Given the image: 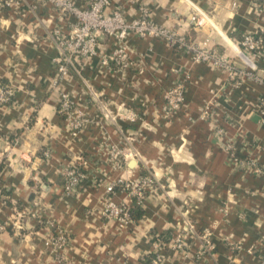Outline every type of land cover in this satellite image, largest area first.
<instances>
[{"label":"crops","instance_id":"0c3cea01","mask_svg":"<svg viewBox=\"0 0 264 264\" xmlns=\"http://www.w3.org/2000/svg\"><path fill=\"white\" fill-rule=\"evenodd\" d=\"M143 5L155 23L215 48L238 68L244 64L235 48L243 37L264 39V0H111L109 11L120 9L135 21ZM195 7L207 16L200 27L190 22ZM72 23L36 0L0 11V84L15 92L0 106V221L19 212L35 215L24 218L22 229L0 236V264H139L157 239L166 245V264H263L264 177L236 171L224 143L233 141L239 153L264 167V83L246 79L234 87L225 69L135 36L127 39L130 68L108 69L101 58L117 44L103 36L99 55L55 84L51 35L55 29L68 33ZM258 64L264 77V56ZM186 73L184 104L170 113L164 93ZM62 91L87 121L76 136L57 112ZM101 102L125 117L105 120ZM213 102L218 109L204 118ZM130 114L134 122L126 118ZM114 145L134 153L121 168L109 160ZM79 159L88 180L67 194L61 170ZM148 175L154 187L129 224L102 216L109 200L134 206L127 192L109 194L111 184ZM57 231L66 237L62 248L49 243ZM205 232L215 246L213 260L198 257V235ZM180 235L183 250L169 244Z\"/></svg>","mask_w":264,"mask_h":264},{"label":"built area","instance_id":"2783aa9c","mask_svg":"<svg viewBox=\"0 0 264 264\" xmlns=\"http://www.w3.org/2000/svg\"><path fill=\"white\" fill-rule=\"evenodd\" d=\"M27 0H0V11L21 7ZM41 3L52 5L62 16L73 19L71 29L65 33L62 29H55L51 35L57 48V56L54 59L56 72L55 84L63 82L73 70L79 73L78 65L82 61H91L99 55L100 40L103 36L116 40L117 48L111 55L101 58V65L105 68H116L119 71H125L130 68V45L127 39L135 36L141 39L153 38L164 42L170 48L177 52L189 54L196 63L210 64L218 69H225L228 72L229 83L234 87L242 85L244 80H254L264 83V77L259 75L258 62L264 56V39L261 36L247 34L238 44L237 54L242 59L244 66L237 67L233 62L223 55L218 54L215 48H207L206 45H199L189 40L186 35L178 33L176 30L169 29L155 23L151 17V11L146 6L140 7V17L135 21H128L123 11L113 9L109 11L111 0H36ZM195 13L191 15L190 22L196 27L203 25L207 16L197 7ZM264 14V5L261 8ZM189 80L186 73L183 78H179L164 93V101L168 112L178 111L185 101V88ZM13 88L6 84H0V106L9 103L14 98ZM101 104L102 116L105 120L116 122L118 117H125L120 113H113L106 104ZM214 107H205L202 116L206 118L212 115L213 109H218V102H213ZM259 107L261 123L264 125V97L259 98ZM58 114L64 119L68 129L73 136L78 135L87 121L84 115L75 106L72 95L62 91L61 98L57 107ZM127 119L134 122L135 115L126 116ZM222 132V131H220ZM224 148L229 155V163L236 171L242 172L244 176L264 177V167L259 161L239 153L233 141L227 140ZM133 151L129 148L112 146L109 150V160L116 168H121L123 161H127L129 156H133ZM48 157L49 153L45 152ZM86 162L79 159L77 163L64 166L61 170L63 179V189L67 194H75L83 189L88 180V174L85 171ZM154 179L150 175L138 179V181H128L119 179L111 184L107 191L114 195L117 191L130 194L137 205L144 207L147 192L154 187ZM130 206L124 203L117 204L109 200L104 205L102 216L109 221H117L120 225L129 224L132 221ZM35 216L34 213L19 212L12 221H0V236L11 230L22 229L23 220L26 216ZM191 231L194 228L190 226ZM202 241L198 257H207L214 259L215 246L211 241L210 234L205 232L198 235ZM183 236L170 241V245L177 250H183L185 247ZM52 242L57 248H62L66 243L65 234L57 231L49 243ZM165 244L157 239L152 245V252L143 258L139 264H166L164 253ZM147 262L143 263L146 258ZM264 264V256H262Z\"/></svg>","mask_w":264,"mask_h":264},{"label":"trees","instance_id":"16d2710c","mask_svg":"<svg viewBox=\"0 0 264 264\" xmlns=\"http://www.w3.org/2000/svg\"><path fill=\"white\" fill-rule=\"evenodd\" d=\"M3 84V83H2ZM11 102V101H10ZM9 102V103H10ZM8 104V103H7ZM63 180V179H62ZM139 208H142V207H140L139 205H137L136 203H135V201H134V206H130V212H131V216H132V219H133V214L135 213V212H137L138 210H136V209H139ZM135 210V211H134ZM140 214V213H139ZM149 258L147 257L146 258V260L145 261H143V263H145V262H147V260H148Z\"/></svg>","mask_w":264,"mask_h":264},{"label":"bare ground","instance_id":"6f19581e","mask_svg":"<svg viewBox=\"0 0 264 264\" xmlns=\"http://www.w3.org/2000/svg\"><path fill=\"white\" fill-rule=\"evenodd\" d=\"M234 46V45H233ZM235 49H237V48H235ZM237 51H238V49H237Z\"/></svg>","mask_w":264,"mask_h":264}]
</instances>
